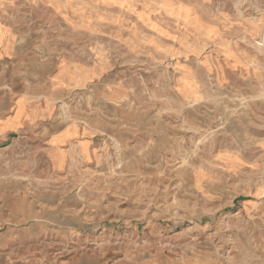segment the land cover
<instances>
[{"label": "rangeland", "instance_id": "obj_1", "mask_svg": "<svg viewBox=\"0 0 264 264\" xmlns=\"http://www.w3.org/2000/svg\"><path fill=\"white\" fill-rule=\"evenodd\" d=\"M63 1L77 31L64 42L96 55L105 47L125 79L143 85L146 103L129 118L139 124L134 142L100 143L93 166L59 172L11 161L0 175V264H264V103L228 87L222 72L234 45L252 71L239 79L263 83L264 101V0ZM153 25L193 47L192 29L213 33L186 62L207 63L211 87L220 69L225 86L198 103L164 101L154 83H178L179 59L154 57Z\"/></svg>", "mask_w": 264, "mask_h": 264}, {"label": "crops", "instance_id": "obj_2", "mask_svg": "<svg viewBox=\"0 0 264 264\" xmlns=\"http://www.w3.org/2000/svg\"><path fill=\"white\" fill-rule=\"evenodd\" d=\"M117 5L124 6L121 0ZM22 7L30 13L21 14L18 9ZM71 7L63 0H0V175L9 172L11 161L17 159L18 167L59 172L93 166L100 143L131 144L135 140L132 132L139 124L134 125L129 118L138 111L139 103H146L140 91L143 85L134 83L133 78L125 79L128 70L116 69L114 61L104 54L105 47L96 55L88 48L64 42L77 32ZM161 14L174 20L163 10ZM136 16L138 23L148 20L144 13ZM153 26L155 42L149 47L154 57L164 63L173 55L179 59L178 83H154L163 89L164 101L174 97L180 103L201 102L211 87L207 83L208 64L195 65L194 60L189 64L186 59L201 55L204 40L214 34L206 37L203 29H192L193 47L171 44V31ZM134 36L137 33H128V39L134 40ZM172 45L178 47L173 49ZM136 52L127 55L139 59ZM226 54L222 72L233 78L228 87L253 98L252 103H264L257 94L263 83H242L239 79V73H252L246 55L234 45ZM223 75L220 69L216 71L211 88L225 86ZM195 119L197 126L203 124L198 114ZM155 125L148 123V127ZM48 196L54 199V195Z\"/></svg>", "mask_w": 264, "mask_h": 264}]
</instances>
